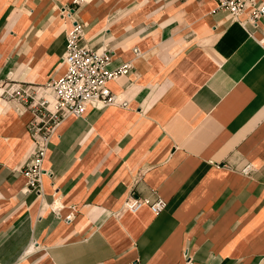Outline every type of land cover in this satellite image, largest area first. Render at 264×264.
Wrapping results in <instances>:
<instances>
[{
  "label": "crops",
  "instance_id": "1",
  "mask_svg": "<svg viewBox=\"0 0 264 264\" xmlns=\"http://www.w3.org/2000/svg\"><path fill=\"white\" fill-rule=\"evenodd\" d=\"M75 22L131 69L109 83L117 104L56 130L41 194L17 171L32 116L0 96V264H264V18L215 0H0V89L63 75ZM131 195L167 207L130 213Z\"/></svg>",
  "mask_w": 264,
  "mask_h": 264
},
{
  "label": "built area",
  "instance_id": "2",
  "mask_svg": "<svg viewBox=\"0 0 264 264\" xmlns=\"http://www.w3.org/2000/svg\"><path fill=\"white\" fill-rule=\"evenodd\" d=\"M219 10L227 12L232 20L242 21L257 28L264 18V3L257 0H215ZM71 17V9H63L62 16ZM85 29L75 22L67 37V50L63 64L65 72L59 77L51 78L45 84L24 83L14 80L1 84L0 96L14 104L17 113H30L32 118L28 130L33 140L32 150L24 165L17 169L26 178V188L41 194L43 167L56 130L69 118L84 117L91 108H103L115 105L118 98L112 93L109 83L127 75L131 63L111 70L110 54L95 50L82 44ZM253 166L247 164L242 174L248 176ZM149 206L154 214H159L167 207V202L158 198L150 203L146 199L129 196L124 209L136 213ZM72 220L74 214L68 215ZM187 264L191 263L189 253Z\"/></svg>",
  "mask_w": 264,
  "mask_h": 264
}]
</instances>
